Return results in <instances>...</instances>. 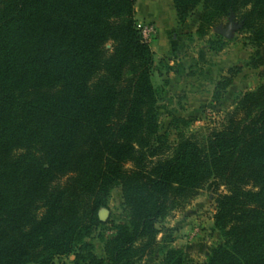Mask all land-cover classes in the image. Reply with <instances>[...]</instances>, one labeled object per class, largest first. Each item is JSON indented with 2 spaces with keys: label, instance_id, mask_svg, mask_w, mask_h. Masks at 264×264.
<instances>
[{
  "label": "trees",
  "instance_id": "trees-1",
  "mask_svg": "<svg viewBox=\"0 0 264 264\" xmlns=\"http://www.w3.org/2000/svg\"><path fill=\"white\" fill-rule=\"evenodd\" d=\"M171 1L179 21L201 5L199 28L233 15L264 75V0ZM135 2L0 0V264H198L156 222L208 183L223 187L222 242L201 264H264V82L204 139L179 131L166 146ZM115 186L126 218L98 256L89 239Z\"/></svg>",
  "mask_w": 264,
  "mask_h": 264
},
{
  "label": "rangeland",
  "instance_id": "rangeland-1",
  "mask_svg": "<svg viewBox=\"0 0 264 264\" xmlns=\"http://www.w3.org/2000/svg\"><path fill=\"white\" fill-rule=\"evenodd\" d=\"M142 2L136 0L134 7ZM154 3L158 11L155 19H142L143 11H137L134 17L136 21L152 22L156 29L149 46L155 63L151 80L158 94L159 132L166 136L168 147L173 146L179 131L193 133L202 140L221 122L225 111L234 108L237 96L264 82L262 67L253 68L248 64L253 52L249 33L241 29L233 15L199 28L201 5L184 21H179L171 0ZM220 28L228 35L220 34ZM223 77L229 78V83L216 88ZM220 191L222 186L204 185L189 204L156 222L159 230L156 239L165 235L167 246L181 250L187 259L201 264L211 249L222 242L220 232L213 227L215 197ZM100 212L106 213L108 222L89 239L98 256L103 255L99 235L111 234L113 225L126 218L119 186L111 190L107 207ZM160 258L161 253L156 252L144 262L153 263Z\"/></svg>",
  "mask_w": 264,
  "mask_h": 264
},
{
  "label": "crops",
  "instance_id": "crops-1",
  "mask_svg": "<svg viewBox=\"0 0 264 264\" xmlns=\"http://www.w3.org/2000/svg\"><path fill=\"white\" fill-rule=\"evenodd\" d=\"M155 1L157 0H143V2L140 4H138L137 6H135V11H136V16H137V11H143L142 12V19H146V20H153L155 19L154 14H156L154 7H155ZM145 5V7H144ZM155 11V12H154ZM53 264H72V256L68 255V256H60V257H56L54 259Z\"/></svg>",
  "mask_w": 264,
  "mask_h": 264
},
{
  "label": "built area",
  "instance_id": "built-area-1",
  "mask_svg": "<svg viewBox=\"0 0 264 264\" xmlns=\"http://www.w3.org/2000/svg\"><path fill=\"white\" fill-rule=\"evenodd\" d=\"M135 27L138 30L141 39L149 44L155 37L156 29L152 22L150 21H136Z\"/></svg>",
  "mask_w": 264,
  "mask_h": 264
},
{
  "label": "water",
  "instance_id": "water-1",
  "mask_svg": "<svg viewBox=\"0 0 264 264\" xmlns=\"http://www.w3.org/2000/svg\"><path fill=\"white\" fill-rule=\"evenodd\" d=\"M218 32L220 34L224 35V36L228 35L227 31L225 29H223V28L218 29ZM98 216H99L100 221H105L106 220V213H104V212H100L99 213L98 212Z\"/></svg>",
  "mask_w": 264,
  "mask_h": 264
}]
</instances>
